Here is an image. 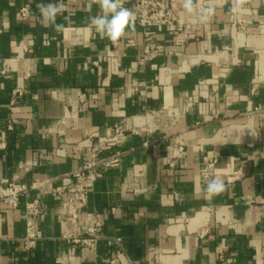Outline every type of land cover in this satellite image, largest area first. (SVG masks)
<instances>
[{
	"label": "crops",
	"instance_id": "crops-1",
	"mask_svg": "<svg viewBox=\"0 0 264 264\" xmlns=\"http://www.w3.org/2000/svg\"><path fill=\"white\" fill-rule=\"evenodd\" d=\"M41 2L0 0V70L13 61L0 75V183H65L82 161L57 155L62 143L126 121L140 134L89 192L85 212L102 223L95 247L69 244L64 205L48 196L44 238L26 252L32 192L18 210L0 207L2 264H221L223 254L264 264V0H239L236 12L235 0H194V13L178 0L182 24L152 29L128 0L136 20L116 45L89 26L96 4L61 0L57 31L40 22ZM149 111L160 119L145 130ZM215 176L226 190L210 197Z\"/></svg>",
	"mask_w": 264,
	"mask_h": 264
},
{
	"label": "built area",
	"instance_id": "built-area-1",
	"mask_svg": "<svg viewBox=\"0 0 264 264\" xmlns=\"http://www.w3.org/2000/svg\"><path fill=\"white\" fill-rule=\"evenodd\" d=\"M134 9L144 29L175 27L182 24L184 10L179 8L178 0H135ZM27 13L28 9H23L21 17L25 18ZM113 43L116 45L118 40ZM12 71L13 61H5L0 75L5 76ZM17 93L22 96V89H18ZM143 119L145 130H150L151 123L160 119V115L155 111H149ZM128 134L139 135L140 129L126 121L107 127L103 133L91 135L80 143L74 145L62 143L57 155L65 156L67 150L78 152L82 161L78 170L65 176L67 180L65 183H57L55 180H36L30 185L19 181L0 183V207L18 210L23 200L30 193H35V197L24 204L26 232L23 249L26 252L34 251L44 238L40 222L45 215L43 198L48 196H56L64 205L65 223L69 227L66 239L69 244L81 250L92 249L97 245L101 238L102 223L97 214L85 212L88 195L95 183L102 179L107 171L121 166L126 155V151L121 150V145ZM215 164V160L208 164L204 170V179L211 176ZM83 218L87 222V228L83 234H79L78 228ZM219 261L221 264H232V260L224 254L219 257ZM0 264H2L1 258Z\"/></svg>",
	"mask_w": 264,
	"mask_h": 264
},
{
	"label": "clouds",
	"instance_id": "clouds-1",
	"mask_svg": "<svg viewBox=\"0 0 264 264\" xmlns=\"http://www.w3.org/2000/svg\"><path fill=\"white\" fill-rule=\"evenodd\" d=\"M96 4L100 12L97 15L89 17V26L93 28L101 38H107L110 41H117L126 34V30L134 25L135 13L123 6V0H89L88 7ZM239 0H235L230 11L238 10ZM183 8L187 13H194L196 5L194 0H183ZM40 22L48 27H54L59 31L64 28V24L57 23V16L64 11L61 0H48L47 3L37 4ZM211 11V9H209ZM226 190L224 180L220 176L211 178L206 186L209 196H216Z\"/></svg>",
	"mask_w": 264,
	"mask_h": 264
}]
</instances>
